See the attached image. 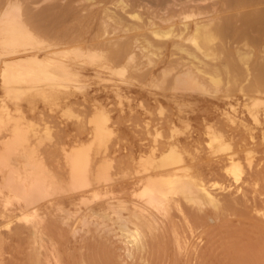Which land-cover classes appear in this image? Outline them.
Returning <instances> with one entry per match:
<instances>
[{"label":"bare ground","instance_id":"1","mask_svg":"<svg viewBox=\"0 0 264 264\" xmlns=\"http://www.w3.org/2000/svg\"><path fill=\"white\" fill-rule=\"evenodd\" d=\"M261 117L264 0H0V264H264Z\"/></svg>","mask_w":264,"mask_h":264},{"label":"rangeland","instance_id":"2","mask_svg":"<svg viewBox=\"0 0 264 264\" xmlns=\"http://www.w3.org/2000/svg\"><path fill=\"white\" fill-rule=\"evenodd\" d=\"M189 63V62H188ZM111 82H101V83H91L89 90L91 93H94L95 89H97V93L101 94L102 96H106L108 94L109 99H112L113 93L111 91L105 93L100 90L102 88V85L104 86H109L110 87ZM156 92V93H155ZM172 93L170 90H159L155 89L151 86H146L143 91H142V99H144V104L145 106L150 107L151 109L155 108L157 103H161L163 106H165L166 109H172L175 110L176 108V103L174 102L172 98ZM170 97V98H169ZM178 97V96H177ZM178 97L177 99H179ZM199 102L197 104H193V99L188 95V100H186L185 105L182 106L183 109H185V114L188 116V118L191 120V123L193 125H197L200 122L204 121V118H210V119H215L219 116V113L222 108L228 107L226 104V98L223 99H216L212 97H199ZM233 98H237V102H241V98L239 95L233 96ZM82 99V98H80ZM147 100V101H146ZM230 100V99H228ZM235 101V102H236ZM126 102V101H124ZM234 102V101H232ZM134 104V103H133ZM151 105V106H150ZM83 106H80L79 108H82ZM170 107V108H169ZM188 107V108H187ZM243 108L238 105V116L242 117L244 120H246L248 123H250V118L249 116L242 111ZM22 111L24 113L25 118L30 119L34 115L31 111H29L24 105H22ZM51 110L42 107L41 105L39 106L38 112L34 115L41 126L44 124L49 125L48 127L50 128L51 134L54 138L57 137H62L64 139H69L73 137H83V134H78V129L74 123L75 117L73 115H68L64 113V111L61 108H56L52 112ZM189 112V113H188ZM168 113V111H166ZM73 116V117H72ZM164 114H158L157 111H154V113L151 115L152 119L154 120L152 123L155 124L158 119L163 117ZM70 119V120H69ZM43 120V121H42ZM261 120L264 121V117H261ZM46 121V122H45ZM58 122V123H57ZM48 123V124H47ZM51 124L53 126H51ZM124 127V126H122ZM52 128V129H51ZM55 130H54V129ZM59 128V129H57ZM260 128L261 125H256L255 126V133L256 137H259L260 134ZM56 135V136H55ZM81 135V136H80ZM258 141H260L258 139ZM123 142H121L122 145ZM134 143H137L136 138H134ZM255 157L257 159L261 158L262 161H264V143L263 141H260Z\"/></svg>","mask_w":264,"mask_h":264}]
</instances>
